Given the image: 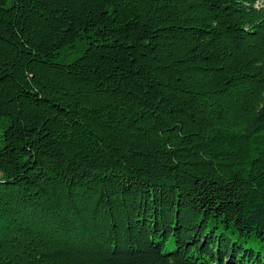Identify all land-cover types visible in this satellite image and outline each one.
<instances>
[{"label":"trees","instance_id":"obj_1","mask_svg":"<svg viewBox=\"0 0 264 264\" xmlns=\"http://www.w3.org/2000/svg\"><path fill=\"white\" fill-rule=\"evenodd\" d=\"M252 237L264 0H0V264H264Z\"/></svg>","mask_w":264,"mask_h":264},{"label":"rangeland","instance_id":"obj_2","mask_svg":"<svg viewBox=\"0 0 264 264\" xmlns=\"http://www.w3.org/2000/svg\"><path fill=\"white\" fill-rule=\"evenodd\" d=\"M260 3H262L263 1H259ZM246 245L248 247H253L254 249L256 250H264L262 248V245L261 243L255 238V237H252L248 240V242L246 243Z\"/></svg>","mask_w":264,"mask_h":264}]
</instances>
